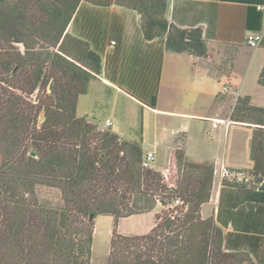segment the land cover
<instances>
[{
    "label": "trees",
    "instance_id": "16d2710c",
    "mask_svg": "<svg viewBox=\"0 0 264 264\" xmlns=\"http://www.w3.org/2000/svg\"><path fill=\"white\" fill-rule=\"evenodd\" d=\"M81 1L0 2V264H90L98 215L114 219L107 264H264V106L236 96L229 119L251 128L252 167L230 170L249 182L224 178L216 216L202 217L213 162L189 159L178 135L169 185L144 161L141 136L127 140L77 116L78 97L102 67L95 46L67 31ZM85 1L136 10L144 39L165 37L170 52L207 56L200 28L170 26L167 0ZM229 2L244 9L246 29L263 31L264 48V0ZM257 83L264 87V62ZM39 187L57 190L59 200ZM175 197L182 203L171 218L164 207ZM158 200L163 209L148 232L117 230L121 218Z\"/></svg>",
    "mask_w": 264,
    "mask_h": 264
},
{
    "label": "crops",
    "instance_id": "0c3cea01",
    "mask_svg": "<svg viewBox=\"0 0 264 264\" xmlns=\"http://www.w3.org/2000/svg\"><path fill=\"white\" fill-rule=\"evenodd\" d=\"M229 1L167 0L166 2L165 16L171 27H198L202 30L203 38L207 43L206 57L170 52L165 48V37L144 39L138 12L115 3L98 6L82 0L68 24L67 31L86 40L99 51L101 72L92 80L102 83V91L108 92L111 97L114 96L112 90L116 93L135 92L143 97L140 99L149 110L163 112L167 121L177 124L173 134H178L184 139L183 146L189 159L198 162L211 161L214 163V169L224 164L231 170H247L252 167L249 156L251 128L232 121L227 128L223 122H217L216 126L212 125L214 119L229 118L236 96L249 95L253 104L252 90L257 88L258 92L264 94V87L257 83L264 54H260L258 58L259 70L249 87L247 75L255 53L245 57L241 51L244 46L253 50L257 48L246 44V35L254 31L245 28L244 9L229 5ZM262 5L264 11V4ZM168 59L176 61L178 67L170 69L172 71L165 86L173 90L182 89L184 94L179 100L170 97L163 107H160L159 89L163 82L164 63ZM182 63L185 65L184 68L181 67ZM223 86L226 90L221 92ZM148 90L152 92L146 95ZM154 90L158 91V95L154 94ZM154 97L155 102L152 107L149 103ZM227 97H231L230 107L226 104ZM256 106H264V104ZM204 123L210 124V133H199L198 130L190 129L192 124L199 126ZM107 126L116 127L111 121L106 120L102 129ZM232 128H243L247 133L242 137L231 133ZM159 146L160 144L155 142L154 149L147 152H153L156 157ZM175 146L176 142L175 144L173 142V146L169 148L166 166L152 165L153 168L159 171L173 168ZM214 181L213 178L210 200L201 206L202 217L216 216L220 188L216 191ZM214 199L215 204H213ZM209 205H212L211 209L208 208ZM213 208L214 212H212ZM156 213H159L158 206L149 212L137 215L150 216L151 222ZM128 217L119 220L118 230ZM152 226L148 224L146 231L135 234L146 233ZM230 229L229 225L227 230ZM120 232L131 234L125 233L122 229Z\"/></svg>",
    "mask_w": 264,
    "mask_h": 264
},
{
    "label": "rangeland",
    "instance_id": "374dc122",
    "mask_svg": "<svg viewBox=\"0 0 264 264\" xmlns=\"http://www.w3.org/2000/svg\"><path fill=\"white\" fill-rule=\"evenodd\" d=\"M241 52L245 57H249L253 52L255 53V58L251 62L247 75V84L249 87H251L254 77L259 70L258 58L260 57V54H264V48L258 46L255 50H253L244 46ZM176 63V61H170L169 59L164 63L162 78L163 82L159 89L160 107H163V105L168 101L167 99L170 97L179 100L184 94L182 89L173 90L165 86V82L170 77L172 71L170 69L178 67ZM178 64L180 65V63ZM181 67H185L184 63L181 64ZM243 67L244 66L242 64V69ZM155 88H157V86H155ZM256 89L252 90L254 94L253 104H264V94H262V92H258ZM112 92L114 93L113 97H111L108 92L102 91V83L92 80L89 83L87 93L78 97L77 116H86L89 120L95 122L101 129L106 120L111 121L116 127L107 126V128H111L112 131L116 132L120 136H123V138L127 140H137L139 136H141L145 153H147V151L153 150L154 143L158 142L160 146L158 151L155 149L157 151L156 157L154 156V160L149 164L150 166H166L169 148L173 146V142L175 144V138L178 136V134H173L174 130L177 128V124L172 123V121H167L163 116V112H154L149 110L147 105H145L140 99L143 97L137 95L135 92L116 93L114 90H112ZM151 92V90L146 91V95ZM153 92L155 95H158L157 90H154ZM132 94L135 95L133 96ZM32 98L34 99L35 96L33 95ZM226 100V104L230 107L231 97H227ZM210 127V124L207 123L199 126H193L192 124L190 129H192V131L198 130L199 133H210ZM139 128H141V135H138ZM232 132L243 137L246 135L247 130L243 128H232L231 133ZM174 170L175 169L173 168L170 170V172L165 170L161 171L164 181L167 184L175 181L176 174ZM215 188L217 191V186ZM38 192L43 197H50L53 201L59 200V193L55 189L39 187ZM213 204H215V199L213 200ZM156 206H158L160 213L163 209V206L159 203H157ZM208 208L211 209L212 205H209ZM212 212H214V208L212 209ZM154 217L150 222V216L132 215L122 222L121 229L124 230L125 233L131 234L144 232L147 230L148 224L154 225ZM113 220L114 219L111 215H98L94 219V233L91 247L90 264L108 263ZM121 229L117 230L120 232Z\"/></svg>",
    "mask_w": 264,
    "mask_h": 264
},
{
    "label": "built area",
    "instance_id": "2783aa9c",
    "mask_svg": "<svg viewBox=\"0 0 264 264\" xmlns=\"http://www.w3.org/2000/svg\"><path fill=\"white\" fill-rule=\"evenodd\" d=\"M257 8L260 10H263V5L258 4ZM262 37H263V31L251 32L248 35H246V44L250 47H253V48L258 47L260 44V41L262 40ZM111 43L113 44L114 42L112 41ZM225 90H226V87L223 86L221 89V92H223ZM212 122H213L212 123L213 126H216L217 122H223L227 128L231 121L229 118H226V119H219V120L214 119ZM108 124H109V122H107V125ZM153 160H154V153L153 152H147L144 154V161L145 162L150 163ZM216 175H217V179H216ZM224 178L228 179V180L239 181V182H249L248 176H246L245 174H242L240 172H237V171H231L224 164H222L219 166V168L214 169V180H215L214 182L217 186V191L221 187L222 180ZM158 203L161 204L159 202V200H158ZM181 203L182 202L180 201V199L175 197L168 204H166L164 208L172 211V210H174L175 206L180 205ZM175 215H176V210L171 212L170 217L174 218Z\"/></svg>",
    "mask_w": 264,
    "mask_h": 264
},
{
    "label": "water",
    "instance_id": "95a60500",
    "mask_svg": "<svg viewBox=\"0 0 264 264\" xmlns=\"http://www.w3.org/2000/svg\"><path fill=\"white\" fill-rule=\"evenodd\" d=\"M2 1H4V0H0V2H2ZM43 120V116L41 115L40 116V121H42Z\"/></svg>",
    "mask_w": 264,
    "mask_h": 264
}]
</instances>
